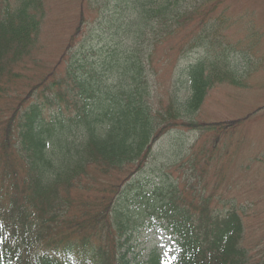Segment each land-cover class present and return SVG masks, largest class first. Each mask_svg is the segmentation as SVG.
Wrapping results in <instances>:
<instances>
[{
	"label": "trees",
	"instance_id": "16d2710c",
	"mask_svg": "<svg viewBox=\"0 0 264 264\" xmlns=\"http://www.w3.org/2000/svg\"><path fill=\"white\" fill-rule=\"evenodd\" d=\"M223 2L82 0L51 64L32 53L44 0H0V264H133L127 242L154 225L172 237L171 264H264V245L244 240L246 206L217 193L221 133L237 123L196 119L214 86H247L230 63ZM97 18L106 41L94 48L81 41ZM193 49L203 55L174 74ZM163 75L169 85L156 94ZM178 126L199 132L187 166L200 165L202 179L187 189L162 181L131 202L125 185Z\"/></svg>",
	"mask_w": 264,
	"mask_h": 264
},
{
	"label": "rangeland",
	"instance_id": "374dc122",
	"mask_svg": "<svg viewBox=\"0 0 264 264\" xmlns=\"http://www.w3.org/2000/svg\"><path fill=\"white\" fill-rule=\"evenodd\" d=\"M45 4L39 46L32 53L53 64L79 26L84 5L82 0H45ZM223 9L229 22L224 39L230 45V63L237 73L242 72L240 75L247 86H214L196 119L201 122L237 123L232 132L221 133L226 148L218 161L223 165L220 177L223 181L217 193L225 203L229 201L246 206L248 214L242 216L244 240L260 250L264 245V0H224ZM85 27L81 43L94 48L105 44L106 35L98 18L88 21ZM202 55L201 49H193L179 59L174 74L195 63ZM163 76L165 78L161 77L157 83L156 94L165 89L170 81L169 75ZM186 96L185 86H182L180 98L184 100ZM198 137L199 132L185 127L174 128L162 136L154 144L144 168L134 174L124 187V192L129 191L130 201H135V194L145 196L144 191L162 181L188 183L185 189L190 185L197 186L202 179L201 166L196 165L195 169L192 165L187 166V158L201 153L193 154L199 148L196 144ZM225 152H228L227 159ZM198 160L206 166L203 156ZM212 161L210 165L217 162ZM215 178L211 171L203 175L208 183H214ZM150 197L153 200L152 195ZM144 201L147 204L148 197ZM225 203L223 208L227 207ZM142 214L145 219L142 216L140 222L148 218ZM144 229L140 228L127 244L133 264H147V253L151 250H155L161 259L168 255L170 241L166 231L146 232Z\"/></svg>",
	"mask_w": 264,
	"mask_h": 264
}]
</instances>
